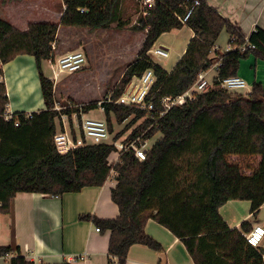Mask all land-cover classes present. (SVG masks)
<instances>
[{
  "label": "trees",
  "instance_id": "1",
  "mask_svg": "<svg viewBox=\"0 0 264 264\" xmlns=\"http://www.w3.org/2000/svg\"><path fill=\"white\" fill-rule=\"evenodd\" d=\"M4 1V0H3ZM195 0H153L137 18V30L144 32L141 48L127 67L121 85L109 91L118 97L133 76L152 68L156 75L154 103L163 96H177L217 59L211 54L222 30L228 34L231 49L222 61L206 92L182 106L172 107L158 120L153 114L130 106L103 103L113 139L130 140L144 133L160 137L149 147L144 161L131 153L120 156L111 200L118 207L114 218L82 215L99 230H109V264H125L129 248L135 244L159 250L160 244L145 231L148 219L167 228L185 246L194 264H264V245L246 244L244 234L252 227L243 220L229 227L219 208L229 200L249 201L255 217L264 204V87L253 82L246 94L228 91L220 81L236 75L241 58L253 54L264 60V29L255 26L245 37L240 29L213 6L200 0L185 24L179 20ZM64 9L58 22H30L19 30L0 18V213L10 212L11 200L19 192L61 196L84 187L101 186L110 167L111 144H86L59 154L53 143L58 113L53 110L54 83L41 70V63L55 55L51 44L60 26L106 29L115 23L122 27L121 0H62ZM187 26L193 32L183 54L170 71L164 70L146 54L158 37ZM247 40L251 50H240ZM18 55H30L39 75L44 109L14 112L5 119L8 97L2 79V66ZM96 103L84 106L93 109ZM70 113V111H66ZM115 124L125 123L120 131ZM15 121L18 125H15ZM231 155H258L255 169L242 173ZM0 246V254L17 251ZM8 264H36L17 254ZM56 264H70L61 262Z\"/></svg>",
  "mask_w": 264,
  "mask_h": 264
},
{
  "label": "crops",
  "instance_id": "2",
  "mask_svg": "<svg viewBox=\"0 0 264 264\" xmlns=\"http://www.w3.org/2000/svg\"><path fill=\"white\" fill-rule=\"evenodd\" d=\"M204 1L236 25L245 37L255 26L264 29V0ZM55 5L60 6L61 10L57 11ZM63 9L62 0H5L4 3L0 0V18L19 30H25L30 22L56 23ZM186 28L188 33L184 47L170 69H165L155 59L166 71H170L178 61L193 36L192 30L187 26ZM163 34L155 43L169 51L172 42L162 40ZM214 45L223 52L229 43L225 50H221L217 42ZM35 68V60L30 55H18L2 66L8 112L32 113L44 109L39 75ZM258 73L256 70L255 82L259 77ZM239 74L237 72L238 76ZM215 75L216 72L209 71V81L212 82ZM255 156L259 161L260 156ZM229 158L235 162L240 156L231 155ZM114 186L115 181L106 179L101 186L84 187L79 192L64 193L61 196L27 192L15 194L11 200L10 212L0 213V246H15L18 250L12 251L11 256L18 252L36 264H56L64 261L70 264H109V230L96 231L93 222L81 216L116 217L118 207L110 197ZM247 203L250 204L249 201ZM241 206L239 200H229L219 208L221 217L229 227H239L243 220L250 221L251 226L257 224L258 213L255 217L249 212L239 216L232 214ZM145 231L160 244V249L154 250L141 244L132 245L125 264H194L184 244L167 228L153 219H148ZM83 255L84 260L75 258ZM113 262L117 263V260L113 259ZM0 264H8V259L0 258Z\"/></svg>",
  "mask_w": 264,
  "mask_h": 264
},
{
  "label": "built area",
  "instance_id": "3",
  "mask_svg": "<svg viewBox=\"0 0 264 264\" xmlns=\"http://www.w3.org/2000/svg\"><path fill=\"white\" fill-rule=\"evenodd\" d=\"M200 0H195L187 9L186 13L179 18L182 24H185L191 16L194 8L199 5ZM153 0H143V5H151ZM247 37V36H246ZM52 49H55V43L51 44ZM254 45L247 40L240 46L241 51L246 49L251 50ZM231 47L228 45L229 50ZM219 51L216 45L211 48V54L217 56V59L210 64L209 68L198 73L194 82L184 92L177 96H163L158 100L160 109L155 107L153 87L156 83V75L152 68L143 71L139 76H133L122 89L121 93L115 99L110 94L104 97L103 100L96 102V107L89 110H84V105L81 103H73L66 101L63 104L54 102L53 110L58 113L57 128L53 135V143L56 151L59 154H66L78 147L90 144L107 143L113 146V150L107 161L110 167L107 178L115 181L117 170L115 165L119 162L120 156L124 153H131L138 161H144L149 149V139L144 138V133L150 126L141 134L133 139L122 141L121 139H113L112 132L109 131L108 120L104 115L103 103H115L122 106H130L138 110L145 111L148 115L153 114L156 120L164 116L172 107L182 106L189 101L195 99L196 95L206 92L211 88L212 82L209 81L207 74L213 70L217 73L218 67L222 61V54L225 52ZM148 57L155 60L156 57H168V49L162 46H152L146 53ZM86 61V55L83 51H67L62 54L54 55L46 60L51 72L54 85L58 75L62 72L70 74L75 73L83 68ZM220 86L228 91H241L246 88L245 80L240 76L232 75L223 78L220 81ZM70 111V113L66 112ZM30 114H26L28 117ZM12 112L4 115L5 119H10ZM15 125L18 122L15 121ZM96 231L99 229L96 227ZM246 244L252 247L263 245L264 241V224H254L248 232L244 234ZM10 253L0 254V258L8 259ZM75 258L83 259V256ZM112 264H117L113 262Z\"/></svg>",
  "mask_w": 264,
  "mask_h": 264
},
{
  "label": "rangeland",
  "instance_id": "4",
  "mask_svg": "<svg viewBox=\"0 0 264 264\" xmlns=\"http://www.w3.org/2000/svg\"><path fill=\"white\" fill-rule=\"evenodd\" d=\"M1 1L2 3L5 2V0ZM123 1L120 12L121 19L125 24L122 27L113 23L106 29L64 26L58 28L55 39V55L80 50L86 55V61L81 70L72 74L62 72L58 75L54 85L55 102L63 104L69 100L87 106L103 100L105 96L110 94L109 91L121 85L124 73L136 58L144 38V32L134 28L137 18L142 15L143 0ZM55 7L56 10L61 8L58 5ZM187 33L188 30L184 26L163 34L161 39L172 42V45L168 57L155 58L162 67L167 70L170 69L184 47ZM216 42L221 46V50H225L228 43V35L225 30L221 31ZM154 46L156 47L157 43ZM41 70L46 77H52L51 69L46 61L41 63ZM238 70L239 76L246 83V88L241 90V94L246 95L251 90V85L255 82L256 70L259 72L257 82H260L264 87V60L260 57L255 59V56L250 54L241 58ZM111 122L115 130L120 131L124 128L125 123L117 125L114 119H111ZM159 137L160 134L158 133L153 135L149 139L148 146L151 147ZM235 162L241 168L242 173L248 175L255 169L258 159L255 155H241ZM239 201L242 206L232 214L235 216L246 215L249 212V204L246 200ZM257 216V223L264 224V205L260 208Z\"/></svg>",
  "mask_w": 264,
  "mask_h": 264
},
{
  "label": "water",
  "instance_id": "5",
  "mask_svg": "<svg viewBox=\"0 0 264 264\" xmlns=\"http://www.w3.org/2000/svg\"><path fill=\"white\" fill-rule=\"evenodd\" d=\"M263 243H264V241H263Z\"/></svg>",
  "mask_w": 264,
  "mask_h": 264
}]
</instances>
